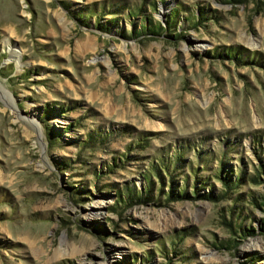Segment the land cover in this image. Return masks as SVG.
<instances>
[{
  "label": "rangeland",
  "instance_id": "1",
  "mask_svg": "<svg viewBox=\"0 0 264 264\" xmlns=\"http://www.w3.org/2000/svg\"><path fill=\"white\" fill-rule=\"evenodd\" d=\"M262 169L264 0H0V264H264Z\"/></svg>",
  "mask_w": 264,
  "mask_h": 264
},
{
  "label": "trees",
  "instance_id": "2",
  "mask_svg": "<svg viewBox=\"0 0 264 264\" xmlns=\"http://www.w3.org/2000/svg\"><path fill=\"white\" fill-rule=\"evenodd\" d=\"M153 5H154V3H153ZM159 29V28H158ZM152 32H154V34H158L159 32H158V30H155V31H153L152 30ZM234 56V55H233ZM262 173H264V169H262ZM220 177V176H219ZM223 181H225L226 179H224V178H221ZM239 180V179H241V178H235V180ZM264 178H262L261 177V174H258V173H254V174H251L248 178H247V181L248 182H251V183H254V184H259L260 182H263L264 180H263ZM236 180V181H237ZM225 183V182H224ZM252 197V203L253 204H255L256 206H259V205H262V206H264V196H260V198H262V201H260V200H258V198H253V196H251Z\"/></svg>",
  "mask_w": 264,
  "mask_h": 264
},
{
  "label": "bare ground",
  "instance_id": "3",
  "mask_svg": "<svg viewBox=\"0 0 264 264\" xmlns=\"http://www.w3.org/2000/svg\"><path fill=\"white\" fill-rule=\"evenodd\" d=\"M7 42H8V45L10 47V52L12 53V56H15L16 59H18V57L21 56V54L19 53L20 51H18L17 49L11 47L10 46L11 44L9 43V40Z\"/></svg>",
  "mask_w": 264,
  "mask_h": 264
}]
</instances>
